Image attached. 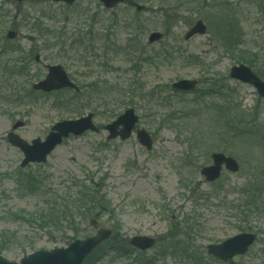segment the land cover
Wrapping results in <instances>:
<instances>
[{"label": "rangeland", "instance_id": "rangeland-1", "mask_svg": "<svg viewBox=\"0 0 264 264\" xmlns=\"http://www.w3.org/2000/svg\"><path fill=\"white\" fill-rule=\"evenodd\" d=\"M130 1L145 10L135 12L130 3L107 10L98 0L69 6L0 0L3 19L18 25L5 34L14 29L16 43L32 50L29 73L34 75L18 81L24 88L20 104L9 92L10 80L0 82V256L18 262L104 227L113 236L100 245L97 264H264V99L228 75L242 60L264 75V0ZM197 19L206 24V33L185 41ZM229 26L240 44L227 49L222 29ZM151 31L163 32V40L148 44ZM129 39L139 48L136 54L124 53ZM46 64H61L81 87L73 105L64 104L72 102L70 91L32 90ZM179 79H196L198 85L193 92L174 91L171 84ZM81 105L83 115L95 113L100 131L69 136L46 162L21 168L23 155L6 137L12 124L24 122L16 132L26 141L43 139L55 122L82 115L67 111ZM103 105L114 112L134 108L137 127L152 136V148L142 147L134 133L125 141H108L101 127L112 118ZM213 151L233 156L240 171H224L216 182H205L199 170ZM27 175L39 191L25 187ZM90 180L99 189L97 198L103 196L102 207L93 213L82 209L74 229L40 222L39 213L51 207L50 201L61 206L75 196V184ZM252 191L246 207L245 195ZM243 231L256 234L244 255L225 263L207 254V244ZM136 234L154 237V246L126 253L123 248Z\"/></svg>", "mask_w": 264, "mask_h": 264}, {"label": "water", "instance_id": "water-1", "mask_svg": "<svg viewBox=\"0 0 264 264\" xmlns=\"http://www.w3.org/2000/svg\"><path fill=\"white\" fill-rule=\"evenodd\" d=\"M21 3L25 0H14ZM51 2H63L67 5L72 4L75 0H49ZM107 9L114 7L116 4L124 0H99ZM137 11L142 9L141 5H135ZM206 26L202 20H197L193 26L184 34V39H189L196 34H204ZM7 38L12 39L16 36L13 30L6 33ZM162 38V33L153 31L148 35V42L153 43ZM40 55H36L38 60ZM229 77L240 82L251 85L258 95L264 99V81L245 64L233 65L229 70ZM197 84L193 79H180L172 83V87L177 90L191 91ZM32 88L36 91L51 92L62 88H71L78 90L76 85L69 79L66 71L60 64L47 65V73L43 79L32 84ZM138 121L133 108L126 109L118 115L116 119L105 124L102 128L108 132L107 139L118 137L121 140L129 138ZM21 121L13 124L12 129L15 130L22 126ZM98 132L97 126L93 122V114L88 113L84 116L65 119L55 122L43 140L35 138L30 142L22 139L18 134L10 131L7 134V140L17 147L23 153V159L20 167H25L29 163H43L46 161L50 152L58 146L64 138L70 134L74 136L81 135L86 131ZM136 138L139 143L150 149L152 140L150 135L144 129L135 131ZM212 163L203 166L200 174L206 181L212 182L221 175L223 167L231 172L236 173L239 170V164L232 156H227L222 152H212L210 154ZM92 224L96 222L91 221ZM111 234L110 229L100 228L94 235L84 239H75L65 247H56L50 250H36L28 255L23 256L18 262L7 261L0 256V264H82L92 250L102 241L106 240ZM255 240V235L251 232L237 233L231 237L224 239L219 243L208 244L206 251L208 254L218 258L223 262L231 261L235 256L245 254ZM130 245L140 250H146L153 246L154 239L145 235H135L129 240Z\"/></svg>", "mask_w": 264, "mask_h": 264}, {"label": "trees", "instance_id": "trees-1", "mask_svg": "<svg viewBox=\"0 0 264 264\" xmlns=\"http://www.w3.org/2000/svg\"><path fill=\"white\" fill-rule=\"evenodd\" d=\"M44 1H47V0H44ZM191 2H192L191 0H175V3L177 4L191 3ZM127 3H131V1L127 0ZM173 10L176 11V7L173 8ZM4 16H6V12L3 10L2 6L0 5V77L2 76V78H0V82L3 83V82H7L10 80V84H8V88L10 87L9 92L14 93L15 98H16L15 103L20 104L22 100L20 91L24 90V88L23 89L19 88L20 83H18V81L22 80L23 77H29L31 75L29 73V69H30V64H31L30 62L32 61V50L28 49L27 51H24L21 48L20 44L16 43L15 39L8 40L5 37L6 28L8 27L16 28L18 27V25L14 21L8 25L6 21L3 19ZM34 25L37 26L38 23H34ZM111 26H114V25L111 24ZM37 28L41 29V27H37ZM222 33H223L222 39L224 40V44L225 46H227L226 47L227 49L229 47L230 48L236 47L240 44V41H239L240 38L234 27L233 28L232 26H229L228 28L224 27L222 29ZM130 41L131 39H129V42ZM125 47H126L125 48L126 51H124L125 54H136L139 50V48H136V45H133L131 42L126 44ZM165 53H168V52H165ZM149 59H152V58L150 57ZM241 62L253 68L255 72L264 80V75L259 73L250 61L242 60ZM33 76L31 75L30 77H33ZM88 87H90V89L97 91L99 90L98 87L100 86L97 83H90ZM66 91L72 92L74 97H72V102L66 100L64 104L65 105L72 104V103L74 104L75 103L74 99H76L79 96L81 90H79L78 92H74L71 90H66ZM88 99H89L88 105H90L92 99L91 97H88ZM99 100L103 102H107L105 100V97H102V96H100ZM103 107L107 109L108 111L107 115H109V117L111 118H114L116 115L120 113L118 111L114 112L112 110L113 108L110 109V106L108 105L106 107L105 105H103ZM84 108L85 106L83 105L74 106L71 109H68L67 111L70 113H75V114L80 115L82 114V111L84 110ZM93 110H95V112L98 113L96 106L93 108ZM24 182H25V187H27L28 189L30 190L35 189L39 191V188H37L38 185H36V180L34 177L27 175ZM92 184H93L92 180H90L88 184H85L83 182L75 184V187H77V190H76L77 192L75 193V196L70 199L65 198L66 201L64 203H60L61 206H59V204L56 201H50L51 207H47L45 211L42 210L43 212L41 211L39 213L38 218L40 219V222L43 221L44 223H48V224L50 222L52 224H59V222H62V223L67 224V227H69L70 229L71 228L74 229V225H73L74 218L77 215L83 214L82 209L88 208L89 209L88 212L93 213L95 211H93L92 209L102 207L101 206L102 202H99V201L100 199L101 201L103 200V196H101L100 198H97V193L99 192V189L95 190V188L93 187L94 184L93 185ZM250 194L255 195L253 191L248 194L249 196L245 195V199H246L245 201L248 202L247 205H245L246 207H250L249 206ZM74 238L75 237H73V239ZM110 244H114V243H110ZM102 250H104V247L98 246L91 254L87 256L83 264H97V261L99 259L98 258L99 256L97 254L99 253V251H102ZM123 250L125 252L128 251L126 247L123 248Z\"/></svg>", "mask_w": 264, "mask_h": 264}, {"label": "flooded vegetation", "instance_id": "flooded-vegetation-1", "mask_svg": "<svg viewBox=\"0 0 264 264\" xmlns=\"http://www.w3.org/2000/svg\"><path fill=\"white\" fill-rule=\"evenodd\" d=\"M126 247H128L129 248V250H131V249H133V252H135L136 250L133 248V247H131V246H126Z\"/></svg>", "mask_w": 264, "mask_h": 264}]
</instances>
